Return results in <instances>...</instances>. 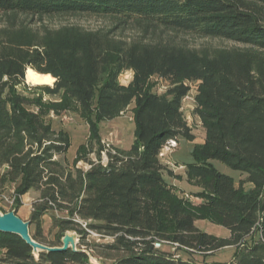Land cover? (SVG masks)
<instances>
[{"label":"trees","instance_id":"1","mask_svg":"<svg viewBox=\"0 0 264 264\" xmlns=\"http://www.w3.org/2000/svg\"><path fill=\"white\" fill-rule=\"evenodd\" d=\"M58 16H93L115 25L89 30L44 23ZM34 17L38 27L29 20ZM126 27L140 36H118ZM164 32L239 46L198 50L160 39ZM129 70L133 80L123 85L119 77ZM26 72L53 83L44 87L48 96L64 92L85 115L95 116L90 134L107 164L91 162L87 170L63 165L69 137L46 122L40 98L17 90L26 87ZM153 77L171 85L166 94L151 91ZM189 83H197L193 114L205 138L185 175L201 189L199 219L228 229L227 239L199 230V219L180 200L169 218L161 216L164 201L173 198L162 149L179 138L195 140L183 112ZM133 103L132 145L102 144L98 124ZM212 160L242 177L221 173ZM0 168V193L14 183L18 207L25 195H38L27 221L34 241L62 248L68 231L80 238L76 251L35 256L19 236L0 232V264H93L82 248L87 233L81 221L113 237L98 252L111 264H209L195 258L228 247L236 248L232 262L211 264H264V0H0ZM46 216L59 230L53 244L42 236ZM157 242L194 259H175L156 250Z\"/></svg>","mask_w":264,"mask_h":264},{"label":"rangeland","instance_id":"2","mask_svg":"<svg viewBox=\"0 0 264 264\" xmlns=\"http://www.w3.org/2000/svg\"><path fill=\"white\" fill-rule=\"evenodd\" d=\"M33 27L39 26V21L36 17L29 18ZM44 23L51 28H59L64 25H78L89 30H110L114 28L115 23L110 19L98 18L93 16H58L45 18ZM124 32L119 33L118 36L123 35L124 38H136L140 36L138 31L126 27ZM160 35V34H159ZM158 35V36H159ZM160 39L171 40L176 44H185L194 49H211V48H232L239 46L234 42L220 39L200 38L197 36L164 32L160 35ZM27 72L25 75L24 84L17 87V90L28 97L30 100L41 99L42 106L45 108V119L57 131H64L67 133L70 140V148L67 154L62 158V163L66 168H73L74 165L87 170L90 168V163L98 164L101 162L103 165L107 164V155L101 151L99 144L92 139L90 134L89 124L95 116L85 115L78 104L70 99L64 92L57 96H48L45 91V86H53L52 84H29L26 80ZM133 80V72L125 71L119 77V81L123 85H128ZM191 92L189 96L183 101V112L185 118L192 129L195 136L193 142L186 139L179 138L178 140L169 142L161 153L162 161L167 165L171 171L165 176L166 182L171 185L173 190V198H168L164 201L165 210L162 213L163 218H169L170 208L177 200L182 201L189 210L194 212L196 217L202 218L203 211L201 205L203 200L196 194L201 191L199 187L190 183L186 179L185 167L186 165L195 163L194 149L195 146L204 142L205 132L197 117L193 114L194 109V96L196 95L197 83H189ZM151 91L157 94H166L171 85L157 77L150 80ZM32 110H37V107L32 106ZM99 136L101 143L104 145H114L128 149L133 143L134 133V103L121 115L114 119L104 121L98 124ZM212 166L221 173L234 178L236 181L242 177L239 172L233 171L226 165L219 161H210ZM4 168H0V173ZM15 184L9 183L5 189L0 193V214H7L15 212L23 221H28L33 210L38 195L31 192L21 198V206L18 207L16 203ZM90 221H81L82 230L87 235L83 239L84 246L82 247L90 255V260L93 264H101L105 262L111 264L112 261L106 260L104 255H99L101 248L104 244H110L113 237L103 236L96 231L89 229L88 224ZM196 226L202 232L213 235L218 238L227 239L230 237V232L225 227L213 224L207 220L199 219L196 221ZM33 226L31 231H34ZM66 234H77L75 231H68ZM78 235V234H77ZM42 236L48 244L56 242L59 236V230L54 227L53 221L50 216H46L42 220ZM78 243L80 238L78 235ZM78 247V245H77ZM160 252L166 251L173 254L175 259L188 260L194 259L189 257L185 250H177L174 245L163 244ZM236 248L228 247L216 251L212 254H205L203 257H198L195 260L199 263H230L233 260Z\"/></svg>","mask_w":264,"mask_h":264},{"label":"water","instance_id":"3","mask_svg":"<svg viewBox=\"0 0 264 264\" xmlns=\"http://www.w3.org/2000/svg\"><path fill=\"white\" fill-rule=\"evenodd\" d=\"M30 223L23 221L15 212L0 214V232L10 233L19 236L33 249V254L38 256L39 252H53L57 250H67L71 248L77 250L78 235L65 234L62 238V248H51L33 240L30 235Z\"/></svg>","mask_w":264,"mask_h":264},{"label":"bare ground","instance_id":"4","mask_svg":"<svg viewBox=\"0 0 264 264\" xmlns=\"http://www.w3.org/2000/svg\"><path fill=\"white\" fill-rule=\"evenodd\" d=\"M26 80H27V82L29 84H34V85H38V84H49L50 83L44 76H34L31 73H27Z\"/></svg>","mask_w":264,"mask_h":264},{"label":"built area","instance_id":"5","mask_svg":"<svg viewBox=\"0 0 264 264\" xmlns=\"http://www.w3.org/2000/svg\"><path fill=\"white\" fill-rule=\"evenodd\" d=\"M163 244H167V243H165V242H157V243L155 244V249H156V250H160V249L162 248ZM167 245H170V244H167ZM171 245H173V244H171ZM174 246H175V245H174Z\"/></svg>","mask_w":264,"mask_h":264},{"label":"crops","instance_id":"6","mask_svg":"<svg viewBox=\"0 0 264 264\" xmlns=\"http://www.w3.org/2000/svg\"><path fill=\"white\" fill-rule=\"evenodd\" d=\"M29 219H30V218H29ZM29 219H28V220H29Z\"/></svg>","mask_w":264,"mask_h":264}]
</instances>
